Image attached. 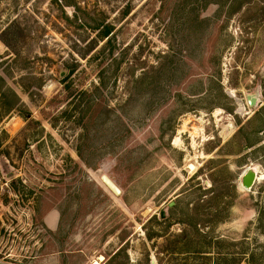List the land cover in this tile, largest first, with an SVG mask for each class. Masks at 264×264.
Masks as SVG:
<instances>
[{
    "label": "rangeland",
    "instance_id": "1",
    "mask_svg": "<svg viewBox=\"0 0 264 264\" xmlns=\"http://www.w3.org/2000/svg\"><path fill=\"white\" fill-rule=\"evenodd\" d=\"M96 261L264 264V0H0V264Z\"/></svg>",
    "mask_w": 264,
    "mask_h": 264
},
{
    "label": "water",
    "instance_id": "2",
    "mask_svg": "<svg viewBox=\"0 0 264 264\" xmlns=\"http://www.w3.org/2000/svg\"><path fill=\"white\" fill-rule=\"evenodd\" d=\"M247 101L250 105H255L257 103V98L251 95L247 96ZM101 179L106 183V185H108L109 189L111 191H113L115 194H120L121 190L118 187V185L113 181V179L108 175L104 174ZM112 179V180H111ZM256 181V172L253 169V167H248L245 171V173L243 174L242 177V185L245 188L250 189L254 183ZM171 204H173V202H171Z\"/></svg>",
    "mask_w": 264,
    "mask_h": 264
},
{
    "label": "bare ground",
    "instance_id": "3",
    "mask_svg": "<svg viewBox=\"0 0 264 264\" xmlns=\"http://www.w3.org/2000/svg\"><path fill=\"white\" fill-rule=\"evenodd\" d=\"M253 169L255 170V172H256V181H257V179H258V171H257V169L255 168V167H253ZM110 178V177H109ZM112 180V179H111ZM255 181V182H256ZM105 183V182H104ZM106 184V183H105ZM108 186V185H107ZM246 189H248V188H246ZM94 264H100L99 263V261H96Z\"/></svg>",
    "mask_w": 264,
    "mask_h": 264
}]
</instances>
